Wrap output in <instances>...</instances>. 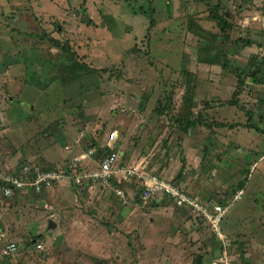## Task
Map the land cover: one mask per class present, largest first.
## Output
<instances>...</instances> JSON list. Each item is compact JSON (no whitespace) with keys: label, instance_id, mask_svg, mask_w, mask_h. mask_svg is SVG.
I'll list each match as a JSON object with an SVG mask.
<instances>
[{"label":"rangeland","instance_id":"obj_1","mask_svg":"<svg viewBox=\"0 0 264 264\" xmlns=\"http://www.w3.org/2000/svg\"><path fill=\"white\" fill-rule=\"evenodd\" d=\"M240 1L0 0V7L6 13L3 15L0 12V170L5 171L21 161L40 158L44 164H51L44 158L48 155L52 156L51 161L64 163L52 166L62 168L66 160L70 161L76 156L73 152H65L64 144L84 154L82 147L88 145V136L81 143L74 141L79 139L78 127L84 128V120L89 122V129L93 128L98 133L95 136L98 144H114L115 141H108L110 131L119 127L121 131L125 129L122 135L119 133V139L116 132L118 150L122 152L120 163L173 180L181 167L180 156L189 144L188 135L183 131L185 113L188 112L184 95L187 99L194 95L192 107L189 106L193 116L204 109L205 112L199 117L206 124L217 122L226 126L221 131L213 126L210 129L196 128V151L200 152L203 144L213 143L207 139L213 129L220 139L216 146L236 143L231 139L230 135L233 134L245 138L253 135L251 144L259 145L264 151V135L244 128L247 119L256 123L257 116L264 117V106L258 104L264 100V73L257 77V81L263 82L258 85L248 82V78L245 88L251 93L243 91L237 105L227 106L232 99L236 80L222 73L220 67L208 64L211 57L222 64L223 61L216 56L220 52L226 54L228 51L229 54L232 50L233 56L238 55L232 65L239 68L242 74L247 73L246 61H249L251 48L247 52L248 47L244 45L248 38L241 37V41L239 35L231 31L227 32L230 39L224 40L225 35L208 18L211 12L218 9V4L226 10L231 8L230 13L238 12ZM234 6L236 8L232 10ZM82 9L86 12L85 19L82 18ZM17 10L19 12L15 18H5ZM151 10L155 26L147 39L149 18L145 13ZM57 24L60 33L54 29ZM43 31L52 39L68 43L76 58L89 70L86 72L87 69L82 68L77 73H70L54 69L56 64L53 62L61 51L52 47L49 40L37 35ZM230 40H238L242 45L233 46ZM261 53L259 51L254 56V61H261L264 71V56ZM182 71L191 72L195 76L193 80L197 77L201 84L195 87L193 82L190 84V79L187 82ZM221 75L224 77L221 78ZM60 78L65 81L60 82ZM144 95L150 97L144 109L140 110ZM169 95L172 97V110L162 113L160 108ZM203 100L210 101V108L204 105ZM80 111L84 119H80L81 115L77 117ZM171 114L176 115L181 123L170 120ZM30 115L32 117L27 118ZM72 124L76 126L72 127ZM230 125H238L232 126L237 130L234 131ZM63 127L66 132H62ZM260 127L264 129V119ZM236 141L239 145L244 142L243 138ZM223 147L213 149L211 166L200 164L196 174L189 173L196 182L206 180L208 173L213 176L217 174L223 183L232 184L230 188L234 184L230 173L237 162L242 163L240 173L244 179L247 174L243 161H250L253 151L248 149L241 154ZM196 151L195 155L193 152L190 155L201 159ZM77 156L76 159H79L82 155ZM82 163H85L84 160L78 166L81 167ZM73 176V173L67 176L66 181L76 192L79 189L73 187ZM217 183L218 180L214 184ZM84 190L86 193L82 189L78 192L80 195L70 192L64 182L55 191L58 196L49 199L51 206L46 207L43 202L39 203V195L31 193L22 194L18 201L12 198L1 200L0 225L18 246L17 253L11 258L13 264H95V260L109 264H166L170 257L169 264H190L193 254L205 251L201 247L202 239L210 248L204 254H211L209 258H203V264H209L207 259L217 262L221 255L218 250L222 248H217V242L223 244L226 240L221 236V240L217 241L208 229L202 235L203 230L197 229L198 224L193 225L198 232L195 235H180L176 244H171L172 247L164 244L168 238L165 231L169 227V218L163 214L168 209L172 211L170 208L173 207L165 196H162V203L169 208H162L154 214L153 209L145 213V209L154 203L144 208L142 204L139 207L135 204L122 205L100 185H95L90 192L86 191L87 188ZM248 193L244 201L251 199ZM198 194L203 196V191ZM205 198L213 199L211 203L222 202L216 196L207 195ZM254 208L256 211L257 208ZM240 211L244 212V209L240 207ZM158 213L160 216H156ZM49 220L57 227L54 231L47 229ZM259 236L264 242V232ZM35 240L42 244V251L27 246L28 242ZM191 243H196V246ZM2 246L0 243V248ZM176 247H182L190 254L185 253L180 259L173 252ZM214 249L218 250L215 252ZM228 255L229 252L227 258Z\"/></svg>","mask_w":264,"mask_h":264},{"label":"crops","instance_id":"obj_2","mask_svg":"<svg viewBox=\"0 0 264 264\" xmlns=\"http://www.w3.org/2000/svg\"><path fill=\"white\" fill-rule=\"evenodd\" d=\"M229 3H231V2H229ZM234 8H236V7L234 6L232 8V10ZM238 8H239V10H237V11L238 12L240 11V13L234 11L235 13H238L237 15L234 12L230 13L231 8H228V10H226V17H227L226 19H227L229 25H232L230 30L227 32L231 33V31H233L235 34L239 35L238 38H240V39H242L241 37L248 38L249 45H247V47H248L247 52L251 48V51L248 52L249 55L251 54L254 57L259 51H261L262 52L261 54L264 56V0H241L239 2ZM17 12H19V10H17ZM227 35L229 36V33ZM229 39H230V36H229ZM231 42H233V41H231ZM229 44H231V43H229ZM241 50H243V49H241ZM229 54L232 55V54H234V52L231 50L229 52ZM237 58H238L237 53H236V55L231 56L229 58V62H230L229 64L231 66H232V64H235V61H237ZM246 62L248 63V61H246ZM224 74H226V73H224ZM221 76H222L221 78L224 77L223 75H221ZM219 80H220V78L217 79V81H219ZM201 82L202 81H200L199 84H201ZM252 83H253V78H252ZM77 113H78L77 117H80L79 115H81L80 119H84L83 112L81 113V111H80V113L79 112H77ZM77 122H78V120H77ZM83 123H84L83 127L85 129L84 128L81 129L78 127L77 135H79V139H76L74 141L76 144L81 143L82 139L84 137L88 136V138H89L88 145L86 144L84 147H82L83 151L85 152L89 149L90 145L93 146L94 143L98 144V142L96 141V138H95V136H97L98 133L96 134V131L93 128L89 129V127H90L89 122H85L83 120ZM75 126H76L75 124H72V127H75ZM119 128L120 129H117V130L116 129L111 130V131H116L118 133V139H119V133L122 135L123 131H125V129H122V131H121V127H119ZM64 129H65V127H63L62 132H64V131L66 132V130H64ZM236 130H237V128L234 129V131H236ZM193 132H194L193 130L192 131L189 130L187 132V135H188L187 137L189 138L188 139L189 144L186 146V151H184L180 156L181 160H185V162L183 163V166H184L183 181H182V183H180V185L191 196L197 197V198L201 199L202 201H204L208 204H215V203H211V200H213V199H211V198L207 199L205 197L207 195L211 196V197L216 196V197L220 198L219 201L220 202L222 201L220 203L222 205H226L228 202L231 201V199L229 201V197L232 196V198H233L235 191L242 189L243 195L241 196L239 201H237L236 203L234 202L235 204L233 203L232 207L230 206L231 209L229 207L228 212H227L224 220L222 221V225H221V236L224 238V240H228L231 242L230 249L228 251L229 252L228 258L229 259L227 258L228 259L227 264H251L252 262L264 264V242H262L263 239L259 236L260 234H263V232H264V204H262L263 200H264V151H261L262 149H261V147H259V145L254 144V143L251 144V140L254 138L253 135L251 137V135L249 134L250 135L249 138L241 137L240 135H234V134L230 135V136H232L231 139H233L236 143L229 142V143H227L228 145L220 143V147H223L221 145H224V147L229 149V151L234 149L236 153L241 152V154H243V153L245 154L246 153L245 151L248 149L253 151L250 153V155L252 156V159L250 161H246V160L243 161L246 164V165L244 164L245 168H246V170L245 169L244 170L246 171L247 176L245 175L244 179L242 178L241 173H240L241 172L240 164H242V163L237 162V164H235L237 166L233 167L232 168L233 170L230 173L231 174L230 177H232L231 179L234 181V184L232 187L229 188V186L232 184L227 185V184L223 183L222 180L215 173H214L215 174L214 176H213V174H209V173L206 174L205 175V178L207 177L206 180L200 181V179H199L200 182L198 183L194 180L192 175H189V173L192 174L194 172V174H196L195 171L198 170L197 169L198 165L201 166V165L205 164L207 166H211V162H213L212 155L214 154L213 153L214 148L209 149L208 150V156L205 157V159H203L201 152H202V150H205V148L203 146L204 144L202 145V150H200V152L196 151V149H198L196 141H195L196 140L195 139L196 133H193ZM99 133L102 134L101 132H99ZM48 136H50V134ZM240 138H243V140H244V142H241L242 145L244 144L248 147L239 145V142L236 141V139H240ZM219 140L220 139L217 135L213 136L212 141L215 144H211V145L216 146V144L218 143ZM115 143L117 144V139L115 140ZM105 144L99 143L98 145H100V147H103ZM63 147H64V150H67L65 152H70V153L73 152L74 154H76V156L79 154L82 155L81 153H83L80 151L77 152V151L72 150L71 147L68 146L67 144H64ZM65 147H67V149ZM220 147L216 146V148H220ZM115 149H116V151L118 150V144L115 146ZM178 149H179V151L181 149L180 143H179ZM64 150H63V152H64ZM258 150H260V151H258ZM195 151H196V153H200L201 159L197 158L193 155H190V154H192V152L195 155ZM118 154L121 155L122 152H120L118 150ZM76 156L73 157L70 161L66 160L67 163L62 168H60L64 172L65 177L62 178L60 181L56 182V184H54V186L52 188L44 190L39 194H36L33 191H27V190L15 191L11 195V197L8 199L12 198L14 201H18L19 199L21 200L20 197L22 196V194L31 193L34 195H39L41 197V199L39 198L40 204L43 202L42 204H45V207L51 206V203H50L51 201H49V199H51V197H53L52 199H55V197L58 196V193H56L57 192L56 190H57V188L62 186L64 184V182H66V185L68 186V190L70 192L78 193L79 191H81L83 189L84 193H86L84 190L85 188H87L86 191L90 192L93 189V187H95V185H96L95 183H91V182L86 183L84 186H82L81 190L79 188V190L75 192V191H73L71 185L68 184V182L66 181V179H67L66 177L71 176V174L74 173V172H72V170L69 168L68 165H70L71 161H73L74 159H76L78 157V156L77 157ZM44 158L47 160L46 162H49L51 164H55L57 166L59 164H61V165L64 164L62 162H59V160H57L56 162L51 161L52 160L51 155H48V157H44ZM40 159H42V158H40ZM40 159L36 160V161H34V160L28 161L30 164L29 167H31L32 165L34 166L35 164L36 165L40 164L39 163ZM181 160L179 162L180 163L179 166H182ZM218 160L219 159H217L216 161H218ZM206 161H207V164H206ZM223 162L225 163L224 160H222V163ZM225 164L228 166L227 163H225ZM95 166H96V164H94L93 162L85 161V163L81 164V168H83V167H88V168L92 167V168H90L88 170L81 169V171H79V172L91 171V170L95 169ZM12 167H14V166H12ZM12 167L6 168L5 171L10 170ZM180 169H181V167H180ZM226 169H228V168L226 167ZM57 170H59L58 167H57ZM247 170L249 171L250 174H248ZM67 171H69L70 174H67ZM158 175L161 177V179L168 180L165 176H162L161 174H158ZM185 175H187V177H185ZM202 176H204V175H202ZM212 179H215V181ZM217 180H218V183L214 184L217 182ZM242 180L244 181L243 186H241V183L243 182ZM73 184H74V182H73ZM200 191H203L202 195L205 197L198 194V192H200ZM247 193L251 196V199L247 198L246 201H244V197ZM129 194L131 195V193H129ZM1 198H3V197H2L1 192H0V199ZM207 200H209V201H207ZM162 201H163L162 197H158L154 201L155 204L153 206H148V208L145 209V213H148L151 209H153L152 211H155L154 214H156V212L162 208H165V207L169 208V206H164ZM258 201H261L262 203L258 204ZM11 203H14V202H11ZM136 206H138V205H136ZM240 207L242 209H244V212L240 211ZM254 207L257 208L256 211H255ZM170 209H172V211L171 210L169 211V209H168V212L163 214V216L167 214L168 218H169V227H168V230L165 231V232H167L168 238L167 237H166L167 239L165 238L166 240H165L164 244H168L170 247H172L171 244L175 245L176 241L180 235L181 236H187V237H188V235L189 236L195 235L194 233H198V232L196 231V229H194L195 228L193 226L194 224H198V228H197L198 230H201V229L203 230V232L201 233L202 235L206 234V229H207L206 225L203 222L201 224V221H197L194 219L192 220L190 214H186L188 210L177 209L174 206ZM161 211H163V210H161ZM254 211H255V213H254ZM159 213L156 216H160ZM151 221L153 222L154 220L152 219ZM195 221H197V223H195ZM77 225L80 226L81 223H77ZM56 228L57 227L55 225L54 229H56ZM54 229H50V230L54 231ZM249 231H250V234L248 235L247 233ZM89 234L91 235V231L89 232ZM119 235H122V234L120 233ZM123 238H126V237H123ZM11 241H13V240H11ZM200 243H201V247H203V249L205 251L210 250V248L208 246L209 244L204 243L203 239L200 240ZM191 244H193V246H196V243H191ZM217 244H218L217 245L218 249L221 247L223 248V245L220 243V241H218ZM187 248H189V246ZM175 249L176 250H174L173 252H175L176 255L179 256L180 259L183 257V255L185 253L189 252L185 249H182V247H179V248L176 247ZM218 249H214L213 251L216 252V250H218ZM219 251L221 253V249L218 250V252ZM204 252L201 251V253H204ZM188 254H190V252ZM210 255L211 254L200 255L201 261H203V258H209ZM163 256H164V254H163ZM220 256L221 255H219L218 258H220ZM193 257L190 259V261H191L190 264H192L194 262ZM122 258L124 259L125 257H121V259ZM170 259H172V258L170 257L169 259H167L165 261L166 264H169L171 262ZM188 261H189V259H188ZM179 262H181V261H179ZM207 262L209 264H226L223 261H220L219 259L217 260V262H216V260L215 261L214 260L208 261V259H207Z\"/></svg>","mask_w":264,"mask_h":264},{"label":"trees","instance_id":"obj_3","mask_svg":"<svg viewBox=\"0 0 264 264\" xmlns=\"http://www.w3.org/2000/svg\"><path fill=\"white\" fill-rule=\"evenodd\" d=\"M216 7H218V9L216 11H214L213 13L211 12L208 15L209 16L208 18L211 19L213 22L216 23L217 27L219 28V32L221 34H224L225 35L224 40H227V39H229V36L227 35L228 33H226V32L230 30V28H231L232 25H229V23L227 21H225V19L227 18L226 17V9L221 8L219 4L216 5ZM0 12H1V14L6 15V13L3 11L2 7H0ZM16 13H17V11H15V12L13 11V12L9 13L5 18H7V17H13V18H15V16H17ZM81 14H82V18H84L86 16V12H85L84 9L81 10ZM145 14L148 15V18H149V26H148V30H147V36H146V38L148 39V34H149L150 30L155 26V20L153 18L154 16H153V11L152 10L149 13H145ZM85 18H87V17H85ZM88 21L89 20L87 19V22ZM88 23H90V25H92V22L91 21H89ZM54 29H56V31H58V33H60L59 30H58V29H60V27L58 26V24L57 25H54ZM37 35L40 36L41 38H45V39L49 40L52 47H54V48H56V49H58V50L61 51L60 52L61 55L60 56L57 55V57L55 58L56 61L53 62L54 65L56 64L55 67H54V69H60V71L64 70L66 72L68 71L70 73H77L78 70H83L82 68H84V69H87L88 68L85 64L81 63L76 58V55L73 53L71 47H68V43H66V42L64 43V41L62 42L60 40L52 39V37H50V35L48 33H46V31H43L41 34H37ZM240 40L242 41V39H240ZM245 42H244L245 43L244 46L247 47V45H249V41H245ZM232 43H233V45H236V44L239 45V43H241V42H238V40H235ZM147 44H148V41H147L146 45ZM240 45H242V44H240ZM244 46H242V47H244ZM147 53H148V51L146 52V54ZM231 56H233V55L228 54V53L224 54V53L220 52V54L217 55L216 57L217 58H220L223 61L222 64L220 62H218V60L216 58H214V57H211L210 62H208L209 66H213V67L214 66H216V67L218 66V67H220L222 73L224 72L228 76H232L234 78V80H236L235 89H234V91L232 93V99H231L230 102L227 103V106L228 105L229 106L230 105L231 106L237 105V103H238L237 102V99L240 97V95L242 94L243 91H247L248 93H251V91L249 89L245 88L246 87L245 86L246 80L248 78H250L251 72L258 70V71L255 72V74L253 76V84L254 85H258V84L263 83L260 80L257 81V77L260 74L262 75L264 73V71L262 70L261 65H260L261 64L260 63L261 61H257L256 60V62H255L254 61L255 60V57H253V55H251V54L249 55V61H248V68L249 69H248V71H247L246 74H244V73L242 74L241 73V70L239 68H236L233 65L231 66L229 64L230 62L228 61L229 59H227V58H230ZM88 70L89 69H87L85 71L87 72ZM32 75H34V74H32ZM35 75L36 76L38 75V71L35 73ZM182 75H185V77L187 78V80H186L187 82L190 79V84L193 82V84L195 85V87H196V85L197 86L199 85L200 80L198 79V81H197V79H196L197 77L194 78V80H193V77H195V76L191 72L182 71ZM60 80H61L60 82H62V83H63V81H65L62 78H60ZM149 97H150V95H144L143 96V101L140 103V110H143L144 109L143 108L145 106L144 104H146L148 102ZM171 100H172L171 95L167 96L166 103L163 105V107L160 108L161 109L160 112L167 113V112H169V110H172V106H171V102L172 101ZM193 100H194V95H193V97L191 99H190V97H188V99H187L185 97V95H184V102L187 103V107H188V112L185 113L186 114V117H185V126L183 128V131H185L186 134H187V132L189 130L190 131L193 130L194 131L193 133H195L196 128H199V127H204V128H207L208 127L210 129V127L213 126L215 129H217V131H221L220 129H224L226 127L225 125H222V123H217V122L216 123H213V124H211V123L210 124H206V122L203 121L201 119V117H199V116H201V114H202L203 111L205 112L204 109L202 111H199L198 112V115L193 116L192 115V112H190V108H189L190 105L192 107ZM209 102L210 101H204L203 102L204 105L207 108H210L209 107V104H211V103H209ZM258 104L264 106V100L259 101ZM250 114L253 115L252 113H250ZM30 117H32V116L30 115L27 118H30ZM176 117H177L176 115L171 114L170 120H174L175 122H177V123L180 124L181 123L180 120L176 119ZM257 118H258V121L256 123H253L251 120H248L247 119V122L244 125V128H247L248 130H251V131H253V132L257 133V134L264 135V129L262 127H260V124L262 123L264 117L260 115V116H257ZM232 126L234 127V126H238V125H230L231 128H232ZM232 129H235V128H232ZM232 129H230V130H232ZM216 135H217V132L214 131V129L213 130H210L207 139H209L211 141L212 140V137L213 136H216ZM211 144H215V143H209V144L204 145L205 150H202V158L203 159H205V157L208 156V150L209 149H212V148L215 149L216 148V146H213ZM116 145H117L116 143H114V144H110V143L108 144L107 143L103 147H100V145H98L96 143H94L93 146L90 145V147H89L88 150H93V154H92V156L89 159L84 160V162L85 161L93 162L94 164H96V166H95V168H96L98 166V164L102 160H104L111 153L114 152V153L117 154V163L119 165H123L122 163H120V161H121L120 160L121 155H119L118 154V151H116V149H115V146ZM181 162H182V166H181V169L179 170L178 175L176 176L175 179L171 180L173 183L178 184V185H180V183H182V181H183V172H184L183 163L185 162V160H181ZM39 163L40 164H38V163L37 164L40 165V167H43L44 171H52V170H56L57 169L54 166H52V164H46V163L44 164L42 160H40ZM25 165L30 166V164H29L28 161H21L18 164H16L14 167H12L10 170H8V171L0 170V172H4V173L5 172H12V170L19 171ZM79 166H77V170L78 171H81L82 168L79 167ZM124 166H126V165H124ZM131 167H133V166H131ZM140 170H141L140 171V174L151 175V174L147 173L146 171H144V169H142V168H140ZM155 176L160 177L159 175H155ZM112 179L110 180L111 186L114 189H121L123 191V193H124L123 194V197L122 198L116 197L115 194L113 193L112 189H105L104 191L108 192V194H110L111 197L114 198L117 202L120 201V203L122 205L135 204V205L141 206L140 193L143 190L142 189V184H141L143 182L141 181V179H139L137 177H134V180H132L130 182H125V181L115 182ZM89 182L92 183V181H87V183H89ZM81 184H82V186H84L86 183L82 182ZM140 184H141V186H140ZM243 185H244V181L241 183V186H243ZM73 186H74V188L76 187L75 189H79L80 188L79 186H76L75 184H73ZM239 190H242V189H239ZM237 191L234 192V195H235V193ZM242 192H243V190H242ZM129 193H131V195ZM159 197H162V196H159ZM2 199H5V198H1L0 199V220H1V216H2V204H1V202H2L1 200ZM155 200L156 199H153L152 201H150L148 203V205L149 204L151 205L152 203H154ZM220 205H222V204H220ZM142 206H143L142 208L146 207V205H142ZM189 214H190L191 218H193L194 220L197 219L198 221H201L200 218H198L196 216H193L191 213H189ZM225 216L223 217L222 221L224 220ZM222 221L220 223V231H221ZM201 224H202V221H201ZM106 226H108V225L106 224ZM2 229L3 228L0 225V232H2L3 234L6 235V240H9L10 241V237H7V233L4 231V229L3 230ZM126 236L129 237V235H126ZM217 241H218V239H217ZM38 243H39L38 240L31 241V242H28L27 243V246L28 247H32L36 251L39 252V250L36 249V245ZM129 244H131V241H129ZM229 249H230V246L227 247V253H228ZM222 251H223V248L221 249V254H222ZM203 254L204 253H201V251H197L193 255L194 256L193 257V261H194L193 263H195V260L197 258L196 257L197 255L200 256V255H203ZM11 258H13V257H9V258H2V257H0V264H13V261H12L13 259H11ZM94 262H95V264H99L101 261L95 260ZM100 264H109V263H107V262L104 263L102 261V263H100ZM115 264H118V263H115Z\"/></svg>","mask_w":264,"mask_h":264},{"label":"built area","instance_id":"obj_4","mask_svg":"<svg viewBox=\"0 0 264 264\" xmlns=\"http://www.w3.org/2000/svg\"><path fill=\"white\" fill-rule=\"evenodd\" d=\"M116 139V131H111L108 141L114 142ZM92 154L93 150H87L79 159L71 161L69 168L74 172L73 182L76 186L81 187L82 182L87 183V181H92V183L100 185L104 189H112L116 197L122 198L123 191L121 189H114L111 186L110 180L113 178L112 180L115 182H130L134 180V177H137L143 182L141 183L143 190L140 193L142 205H148L153 199L165 196L175 208L186 209L193 216L200 218L207 229L218 240H221L220 223L223 217L228 212L229 207L243 195L242 190H238L226 205L208 204L197 197L191 196L181 185L175 184L171 180H163L152 174H140L141 170L139 167L119 165L117 163V154L114 152L102 160L95 169L79 172L77 166L80 161L89 159ZM64 177L62 169L44 171L40 165L31 167L25 165L19 171L0 172V192L5 199L10 198L15 191L30 190L39 194L44 190L52 188L56 182ZM0 243H3V246L0 248V257L9 258L17 253V244L14 241L6 240V235L2 232H0ZM230 244L231 242L228 240L222 244L223 251L219 260L224 261V263H227V247ZM36 249L42 250V244L38 243Z\"/></svg>","mask_w":264,"mask_h":264},{"label":"water","instance_id":"obj_5","mask_svg":"<svg viewBox=\"0 0 264 264\" xmlns=\"http://www.w3.org/2000/svg\"><path fill=\"white\" fill-rule=\"evenodd\" d=\"M256 71H258V70H256ZM256 71L251 72L250 78L248 79V82H252V78H253ZM67 174H70L69 171H67ZM54 228H55V224L51 220H49L48 225H47V229L50 230V229H54ZM194 264H202L200 256H197Z\"/></svg>","mask_w":264,"mask_h":264}]
</instances>
